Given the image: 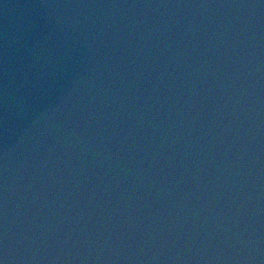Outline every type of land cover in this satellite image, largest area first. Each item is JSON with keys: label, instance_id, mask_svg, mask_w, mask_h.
Here are the masks:
<instances>
[{"label": "water", "instance_id": "95a60500", "mask_svg": "<svg viewBox=\"0 0 264 264\" xmlns=\"http://www.w3.org/2000/svg\"><path fill=\"white\" fill-rule=\"evenodd\" d=\"M4 264H264V0H0Z\"/></svg>", "mask_w": 264, "mask_h": 264}, {"label": "snow or ice", "instance_id": "6c2138e0", "mask_svg": "<svg viewBox=\"0 0 264 264\" xmlns=\"http://www.w3.org/2000/svg\"><path fill=\"white\" fill-rule=\"evenodd\" d=\"M0 264H4L3 260H0Z\"/></svg>", "mask_w": 264, "mask_h": 264}]
</instances>
